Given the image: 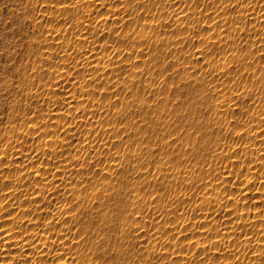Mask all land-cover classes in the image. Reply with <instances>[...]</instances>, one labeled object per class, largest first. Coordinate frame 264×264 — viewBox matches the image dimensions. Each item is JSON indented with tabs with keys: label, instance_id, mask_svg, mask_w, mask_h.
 <instances>
[{
	"label": "rangeland",
	"instance_id": "374dc122",
	"mask_svg": "<svg viewBox=\"0 0 264 264\" xmlns=\"http://www.w3.org/2000/svg\"><path fill=\"white\" fill-rule=\"evenodd\" d=\"M0 264H264V0H0Z\"/></svg>",
	"mask_w": 264,
	"mask_h": 264
}]
</instances>
